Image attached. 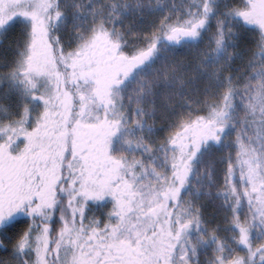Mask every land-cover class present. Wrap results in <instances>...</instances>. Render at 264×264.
<instances>
[{"label": "snow or ice", "instance_id": "obj_1", "mask_svg": "<svg viewBox=\"0 0 264 264\" xmlns=\"http://www.w3.org/2000/svg\"><path fill=\"white\" fill-rule=\"evenodd\" d=\"M0 264H264V0H0Z\"/></svg>", "mask_w": 264, "mask_h": 264}]
</instances>
